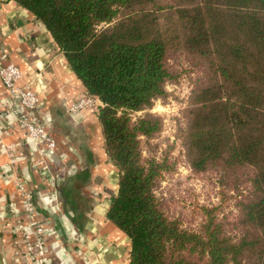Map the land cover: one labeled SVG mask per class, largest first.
<instances>
[{"label":"trees","instance_id":"trees-1","mask_svg":"<svg viewBox=\"0 0 264 264\" xmlns=\"http://www.w3.org/2000/svg\"><path fill=\"white\" fill-rule=\"evenodd\" d=\"M43 25L85 93L97 98L118 172L106 218L129 238V264H264V0H13ZM182 55L186 68L170 60ZM192 79L180 141L191 172L218 173L221 203L184 227L156 192L176 168L142 153L161 120L133 114ZM223 200V199H222Z\"/></svg>","mask_w":264,"mask_h":264},{"label":"crops","instance_id":"crops-1","mask_svg":"<svg viewBox=\"0 0 264 264\" xmlns=\"http://www.w3.org/2000/svg\"><path fill=\"white\" fill-rule=\"evenodd\" d=\"M21 70L19 84L39 97L37 119L55 140L44 144L27 137L16 121L14 103L0 79V264H16L20 238L8 216L10 204L23 209L18 178L32 192L38 220L48 232L46 264H129V238L106 218L118 172L104 149L94 107L70 112L85 93L63 53L30 11L13 0H0V64ZM18 264V263H17Z\"/></svg>","mask_w":264,"mask_h":264},{"label":"rangeland","instance_id":"rangeland-1","mask_svg":"<svg viewBox=\"0 0 264 264\" xmlns=\"http://www.w3.org/2000/svg\"><path fill=\"white\" fill-rule=\"evenodd\" d=\"M181 56L170 60L173 68H186ZM191 88L192 79L182 70L176 82L166 85L167 92L163 98L154 100L150 108L134 113L133 117L153 114L161 120V130L156 135L149 140L142 137V153L144 156L153 153L160 156L169 151V155L176 160L175 170L164 176L156 192L163 198L168 214L180 218L184 227L194 229L202 220L201 206L221 203L220 211L226 214L227 219H231L236 211L233 198H221L218 173L211 170L194 175L185 158L180 133L186 126L184 114Z\"/></svg>","mask_w":264,"mask_h":264},{"label":"built area","instance_id":"built-area-1","mask_svg":"<svg viewBox=\"0 0 264 264\" xmlns=\"http://www.w3.org/2000/svg\"><path fill=\"white\" fill-rule=\"evenodd\" d=\"M20 68L12 62L0 64V79L14 103L22 110H13L16 121L24 128L28 138L40 141L48 155L55 152V140L46 130L44 124L36 117L39 97L37 92L28 85L19 84ZM94 107V97L84 93L70 107V112H76L83 107ZM17 188L23 198V209L18 210L14 205L9 206L8 216L13 220V233L20 238L18 253L14 254L17 264H46L45 237L48 229L38 220V210L32 192L26 187L25 181L18 178Z\"/></svg>","mask_w":264,"mask_h":264}]
</instances>
